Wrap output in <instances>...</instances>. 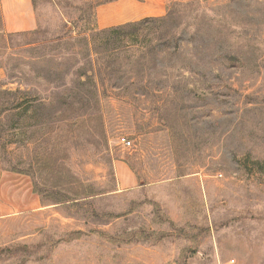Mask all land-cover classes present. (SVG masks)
Returning <instances> with one entry per match:
<instances>
[{
	"label": "rangeland",
	"instance_id": "374dc122",
	"mask_svg": "<svg viewBox=\"0 0 264 264\" xmlns=\"http://www.w3.org/2000/svg\"><path fill=\"white\" fill-rule=\"evenodd\" d=\"M113 1L32 0L27 31L0 6V174L57 206L0 218V264H264V0H168L86 55Z\"/></svg>",
	"mask_w": 264,
	"mask_h": 264
},
{
	"label": "crops",
	"instance_id": "0c3cea01",
	"mask_svg": "<svg viewBox=\"0 0 264 264\" xmlns=\"http://www.w3.org/2000/svg\"><path fill=\"white\" fill-rule=\"evenodd\" d=\"M152 1V2H151ZM140 2L116 0L98 9V27L106 28L142 17H159L166 13L168 0ZM2 15L6 29L27 31L37 27L36 12L32 0H1ZM117 187L125 191L140 185L138 175L124 160L114 161ZM57 207L41 199L32 186L20 180H12L8 173L0 174V218L24 214L27 211L49 213Z\"/></svg>",
	"mask_w": 264,
	"mask_h": 264
},
{
	"label": "trees",
	"instance_id": "16d2710c",
	"mask_svg": "<svg viewBox=\"0 0 264 264\" xmlns=\"http://www.w3.org/2000/svg\"><path fill=\"white\" fill-rule=\"evenodd\" d=\"M154 19H165L164 17L162 18H153V17H146L144 19H141L139 21H135V22H128L122 25H117V26H112V27H106V28H99V27H95L94 25L92 26V24L88 25L87 27L83 28V30H81V36L80 39L82 41H84L86 47V51L87 53H85L86 55L90 54H96L99 55V53L101 52H107L109 54L113 53V57H115L117 54L115 53L116 49L121 48L122 45L116 46L113 45L112 41L115 42L117 39H126V38H136L138 36V31L140 29V27L144 26L146 23L153 21ZM89 43L94 44L95 47H91L89 46ZM124 45V44H123ZM99 46H102L101 48ZM124 48H131V46L129 45H124L122 46ZM112 72V71H111ZM110 72V73H111ZM85 75L86 76V80H81V76ZM94 73L92 74H88V71H84V70H80V73L77 76V81L75 82V84L83 86L86 84H92L96 86V82L94 80L93 77ZM92 94H95L94 91L91 92ZM81 101L83 102H88V100H86L84 97H81ZM34 192H36L34 190ZM42 200L45 201V198L41 197Z\"/></svg>",
	"mask_w": 264,
	"mask_h": 264
},
{
	"label": "built area",
	"instance_id": "2783aa9c",
	"mask_svg": "<svg viewBox=\"0 0 264 264\" xmlns=\"http://www.w3.org/2000/svg\"><path fill=\"white\" fill-rule=\"evenodd\" d=\"M117 142L125 149H130L134 146L133 140L126 134H120L117 136Z\"/></svg>",
	"mask_w": 264,
	"mask_h": 264
}]
</instances>
